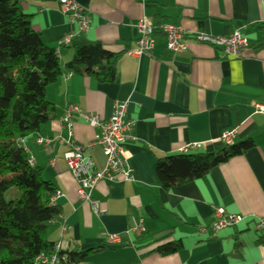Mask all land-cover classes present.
Listing matches in <instances>:
<instances>
[{"label":"crops","instance_id":"0c3cea01","mask_svg":"<svg viewBox=\"0 0 264 264\" xmlns=\"http://www.w3.org/2000/svg\"><path fill=\"white\" fill-rule=\"evenodd\" d=\"M60 1H19L32 29L55 50L77 31L60 11ZM75 1L90 19L89 30L77 41L99 42L122 56L136 49V26L148 19L155 25L182 26L187 49L169 52L166 37L158 32L151 55L140 65L118 60L112 82L69 71L75 50L72 45L60 50L63 74L46 92L56 117L24 138L34 167L42 169L59 194L52 201L61 214L49 223L45 239L59 244L64 254L84 252L81 261L88 264H264V230L256 229L257 219L264 217V112L255 108L264 105V0ZM243 26L249 46L236 58L194 38L197 32L227 37ZM124 101L135 130L122 154L133 177L118 175L98 184L93 198L104 213L97 215L79 199V183L64 159L70 131L60 120L68 107L78 109L72 113L73 143L102 171L106 157L96 144L99 130L83 114L108 121L115 103ZM0 106L8 110L10 103L0 99ZM224 131L236 132L234 146L252 140L253 148L201 178L162 187L160 161L184 153L218 154L226 147ZM39 138L51 143L40 145ZM198 145L202 147L195 149ZM217 208L244 220L213 236ZM139 226L144 233L135 232ZM202 227L206 233H200ZM109 235H119L121 242L104 247ZM176 245L175 251L163 252Z\"/></svg>","mask_w":264,"mask_h":264},{"label":"trees","instance_id":"16d2710c","mask_svg":"<svg viewBox=\"0 0 264 264\" xmlns=\"http://www.w3.org/2000/svg\"><path fill=\"white\" fill-rule=\"evenodd\" d=\"M19 1L0 0V99L10 103L8 110L0 106V264H32L38 255L55 252V244L44 236L49 223L61 214L52 201L57 193L54 185L44 179L42 169L29 164L18 140L39 132L56 117L46 92L63 70L55 49L32 29ZM72 46L75 54L67 65L69 71L103 82L115 80L121 55L106 51L99 42L76 41ZM253 146L247 140L215 155L168 156L157 165L158 179L168 190L201 178ZM65 255L71 262H80L85 253Z\"/></svg>","mask_w":264,"mask_h":264},{"label":"built area","instance_id":"2783aa9c","mask_svg":"<svg viewBox=\"0 0 264 264\" xmlns=\"http://www.w3.org/2000/svg\"><path fill=\"white\" fill-rule=\"evenodd\" d=\"M60 11L69 17L72 24L77 26V31L72 33L58 43L55 50L59 56L60 50L64 47L73 45L77 39L90 28V19L85 9L80 6L75 0H61ZM139 39L137 47L133 51H129L122 55V59L135 66L140 65L143 57H148L154 48V35L156 33L163 34L167 39L166 48L171 53H179L187 49L185 42V30L180 25L171 23H163L155 25L148 19H142L136 26ZM245 26L236 29L230 36H212L204 32L195 33V40L200 43L208 44L214 48L221 49L226 56L239 57L240 51L249 46V41L244 37ZM128 103L116 102L111 118L108 121H103L99 116L84 113L83 116L91 126L99 130V135L96 144L102 148L103 154L106 157V165L102 171L95 169L94 162L91 158L84 155V148L76 143H73V119L72 113L78 111L75 107H68L61 118V123L70 131V149L65 152L64 159L69 171L79 183V199L82 202L90 203L95 214L104 213V209L93 198V191L101 181H113L118 175L124 176L126 180L133 177V168L128 159L123 157V146L127 139L132 138V133L135 130L133 121L127 120ZM255 108L264 112V105L256 103ZM235 131H224L221 134V140L225 146H232L236 139ZM19 145L24 152L29 156V164L34 166L35 160L30 156V150L25 144L24 138L18 140ZM38 144L45 146L51 143L48 138H39ZM198 145L196 148H201ZM186 152V150H185ZM59 194L52 198H58ZM244 220L242 215L230 214L224 208H217L215 211V221L211 225L210 230L216 236L217 232L232 228L239 225ZM256 229L264 230V217L257 219ZM200 233H206L207 229L202 227ZM137 234L145 232L143 226L135 229ZM121 242L119 235H109L104 247H111ZM60 251V246L55 245V252L52 254L42 253L36 257L32 264H88L82 261L71 262L68 256Z\"/></svg>","mask_w":264,"mask_h":264}]
</instances>
